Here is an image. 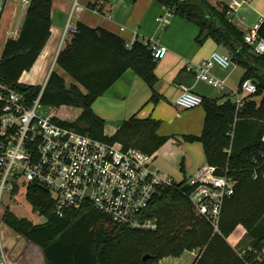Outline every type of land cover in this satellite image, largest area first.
I'll use <instances>...</instances> for the list:
<instances>
[{
  "label": "trees",
  "instance_id": "obj_1",
  "mask_svg": "<svg viewBox=\"0 0 264 264\" xmlns=\"http://www.w3.org/2000/svg\"><path fill=\"white\" fill-rule=\"evenodd\" d=\"M156 1L196 24L198 43L210 37L225 47L232 61L244 69L241 82L251 78L257 83L256 93L246 96L240 109L227 95L203 97L201 133L181 135L186 142L202 143L206 163L235 181L234 194L221 210L219 231L196 213L188 192L178 183L164 188L152 200L146 216L157 220L154 229L114 224L92 207L67 210L58 216L50 191L32 184L26 197L45 222L34 224L8 210L3 217L12 230L42 249L46 264H159L165 257L194 250L199 254L192 264H262L255 261L253 252L240 256L227 239L242 226L251 237L252 247L264 245V53H255L246 45L244 31L232 22L225 4L209 0ZM52 5L53 0H33L18 38L6 41L0 57V78L30 100L41 86L21 83L19 78L32 67L50 36ZM77 29L58 53L57 63L86 93L75 84L67 86L64 78L52 71L41 102L80 108L77 120L70 123L79 132L155 152L173 136L158 133L160 120L134 114L109 136L92 103L129 68L144 79L152 89V100L157 101L154 85L158 59L144 41L136 40L127 47L120 36L105 28L78 22ZM258 33L264 38V17ZM257 96H261L259 102L254 99Z\"/></svg>",
  "mask_w": 264,
  "mask_h": 264
},
{
  "label": "built area",
  "instance_id": "obj_2",
  "mask_svg": "<svg viewBox=\"0 0 264 264\" xmlns=\"http://www.w3.org/2000/svg\"><path fill=\"white\" fill-rule=\"evenodd\" d=\"M33 0H0V43L16 39L25 14ZM243 0H231L228 15L232 16ZM78 0H74V7ZM22 11L20 24L18 14ZM165 23L163 17L157 19ZM259 23L244 32V42L255 53H264V38L258 33ZM77 25L68 20L63 38L77 33ZM156 59L163 58L167 47L157 38L144 41ZM233 64L229 53L214 51L207 58L189 63L195 79L203 80L218 89L224 80L213 75L215 67L228 68ZM46 83L31 100L0 78V264H10L2 232L3 199L23 187L36 184L47 188L54 199V213L63 216L67 210L92 207L114 224L130 228L154 229L157 220L146 216L152 200L166 187L188 184V197L197 214L219 231L224 202L234 194L235 181L216 173L211 165H203L193 175L176 181L171 175L153 167L151 153L137 147H124L121 142H107L77 131L65 122L66 113L52 106L49 113H39ZM257 85L244 79L236 98L240 109L245 97L253 95ZM203 97L191 88L180 85L174 104L182 109L200 106ZM239 243H236V249ZM237 251V250H236ZM253 252L255 261L264 264V245L247 246L242 252Z\"/></svg>",
  "mask_w": 264,
  "mask_h": 264
},
{
  "label": "crops",
  "instance_id": "obj_3",
  "mask_svg": "<svg viewBox=\"0 0 264 264\" xmlns=\"http://www.w3.org/2000/svg\"><path fill=\"white\" fill-rule=\"evenodd\" d=\"M209 1L212 4L218 2L222 6L228 5L231 0ZM73 5L74 0H53L50 36L32 67L21 74L19 82L42 86L47 83L51 72L55 71L64 78L67 86L75 84L86 93V89L75 82L57 63L58 53L72 36L63 38L68 20L75 25L81 22L90 27H102L112 31L123 39L127 47H131L136 40L157 38L159 44L167 47L166 55L157 60L155 69L157 82L154 89L159 99L152 100V89L129 68L112 86L95 98L92 109L104 120V133L109 136L115 134L121 123L134 114L139 118L152 117L160 120L158 133L162 136H173L151 153L154 157L153 167L173 178L179 176V181L193 175L207 164L203 146L198 141L186 142L181 135H199L203 128L205 111L202 105L182 109L174 104V99L180 93V85L191 88L202 97L218 98L227 95L234 100L244 69L234 62L228 68L215 67L212 73L224 80L223 89L195 79L194 71L188 69L189 63L207 58L212 52H220L222 48L221 53L228 51L210 37L198 43L196 38L199 27L175 15L169 7L156 0H133L131 3L127 2V5L115 7L110 0H78L74 9ZM56 14L61 16L60 20L55 17ZM158 17H163L165 23L160 24ZM263 17L264 0H243L241 6L232 14V22L245 32L260 24ZM254 99L259 102L261 96ZM5 223L7 224L6 221ZM11 231L16 233L12 228ZM4 245L10 264H46L42 249L21 234L5 236ZM170 258L172 256L162 260Z\"/></svg>",
  "mask_w": 264,
  "mask_h": 264
},
{
  "label": "rangeland",
  "instance_id": "obj_4",
  "mask_svg": "<svg viewBox=\"0 0 264 264\" xmlns=\"http://www.w3.org/2000/svg\"><path fill=\"white\" fill-rule=\"evenodd\" d=\"M113 4V7L119 6L121 4L127 5V2L131 3L133 0H110ZM77 13V12H76ZM75 13V16L77 15ZM74 16V17H75ZM18 19L16 20L17 26L20 24L21 17H22V11L18 14ZM58 20L61 19V16L56 14L55 16ZM67 20V17H65V21ZM3 51V45L0 43V57ZM223 51V48L220 49V52ZM52 106L48 104L42 103L41 108L38 110L39 113L43 116H46L49 113V110ZM59 112L66 113V116H64L65 122L68 123H74L79 114L81 113V109L76 106H69V105H62L58 107ZM176 181L180 180L179 176L174 177ZM26 188L23 187L19 190L17 194H15L13 197L7 193L3 199V207H2V217L5 216V212L8 210L12 212L15 216L19 218H26L30 221H32L34 224H41L45 222L46 218L42 215H39L37 212L33 210V207L31 205V202L26 197ZM2 231H3V238L6 237H12V235H18L17 233H14L11 231V228L5 223V221H2ZM12 234V235H11ZM228 242L231 245H235L236 243H239L236 250L239 252H242L247 246L249 245V242L251 240V237L249 234L246 233V230L242 226H238L237 229L228 237ZM199 254L198 250L194 251H185L182 253L181 256L178 257H172L168 260H161L159 264H192L195 260L196 256Z\"/></svg>",
  "mask_w": 264,
  "mask_h": 264
},
{
  "label": "water",
  "instance_id": "obj_5",
  "mask_svg": "<svg viewBox=\"0 0 264 264\" xmlns=\"http://www.w3.org/2000/svg\"><path fill=\"white\" fill-rule=\"evenodd\" d=\"M254 83L257 85L256 81H254ZM188 188H189V185L188 184H184L182 186V189L185 190V191L188 190Z\"/></svg>",
  "mask_w": 264,
  "mask_h": 264
}]
</instances>
